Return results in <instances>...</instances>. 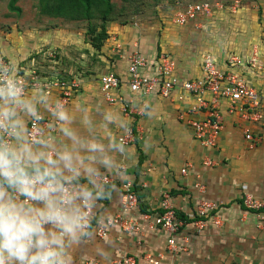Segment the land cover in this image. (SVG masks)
Returning <instances> with one entry per match:
<instances>
[{"label":"crops","instance_id":"1","mask_svg":"<svg viewBox=\"0 0 264 264\" xmlns=\"http://www.w3.org/2000/svg\"><path fill=\"white\" fill-rule=\"evenodd\" d=\"M240 25L245 27L246 23L240 21ZM126 32L121 36L122 40L111 38L109 51L112 68L107 69L120 75L127 72L128 56L138 50V40L133 39L138 33ZM195 34L189 31L188 35L184 31L178 40L172 37L170 49L161 48V44L158 46L159 51H172L177 73L182 79L200 76L203 55L212 54L210 45L213 43L205 39L207 33L201 28ZM193 36L200 41L196 48L192 47ZM163 38L170 41L168 35L163 34ZM242 39L241 44H227V53L221 58L213 55L219 67L225 68L224 61L230 55L237 54L246 60L258 51L261 63L255 69L244 70V74L250 85L264 91L263 41L261 39L259 47L248 49L246 38ZM8 45L2 40L0 50ZM141 46L142 53L155 56L153 47ZM83 81L82 87L76 89L61 107L71 117L70 123L60 121L54 115L56 105L62 101L59 90L46 95L50 108L37 104V112L52 119L53 124L57 122L55 135L48 133L55 137L53 143L57 148L62 145L71 147L72 144L59 131L60 125L65 123L81 139L98 145L94 153L80 151L82 156L97 157L87 163L101 174V178H97L95 172L82 171L79 181L81 186L91 188L93 186L88 181L91 175L101 185L103 195L95 199L98 204L94 207V221L107 220L122 211L123 186L131 183L140 203L128 218L139 223L141 230L134 233L111 227L108 236L100 239L92 227L95 223L91 221L88 233L68 250L72 264H84L90 260L98 264H115L118 259L129 255L136 257L137 264H148L145 255L159 253L165 254L160 264H264V217L244 204L247 195L264 203V108L260 111L262 119L253 117L247 120L237 112L229 113V107L223 104L224 129L216 146L205 147L187 123L189 116L193 117L190 106L195 100L191 95H185L184 101H179L177 97L182 92L178 90L172 101L159 94L134 95L126 90V97L134 100V111L125 115L105 102L99 79ZM39 95H44L42 90H31L26 96ZM31 118L25 117L27 127ZM247 130L254 135V142L246 140ZM128 131H132L134 141L124 145L120 138ZM105 160L109 162L107 165L103 163ZM205 161L210 163L207 165ZM183 169L185 173H182ZM105 179L108 182H104ZM167 194L174 208L182 212L180 219L186 222L175 236L178 251L174 253L168 251V233L154 223L156 215L163 212L161 205ZM202 200L214 202L217 209L199 228L196 225L199 217L195 214ZM145 215L151 218L147 220ZM212 217L219 219L220 225H215Z\"/></svg>","mask_w":264,"mask_h":264},{"label":"clouds","instance_id":"2","mask_svg":"<svg viewBox=\"0 0 264 264\" xmlns=\"http://www.w3.org/2000/svg\"><path fill=\"white\" fill-rule=\"evenodd\" d=\"M37 104L50 108L46 96L25 95L10 59L0 74V264H72L68 250L88 233L94 201L103 195L91 175L93 187L79 183L82 171L101 178L87 163L97 157L80 155L98 145L67 126L71 117L59 104L54 115L67 122L59 131L71 147L29 131L25 117L41 119Z\"/></svg>","mask_w":264,"mask_h":264},{"label":"built area","instance_id":"3","mask_svg":"<svg viewBox=\"0 0 264 264\" xmlns=\"http://www.w3.org/2000/svg\"><path fill=\"white\" fill-rule=\"evenodd\" d=\"M238 2L236 1V5L232 7L233 11L238 9ZM216 11L218 10H215V7L208 2L193 3L178 1L174 9L173 23L183 27L195 23V27L201 29L203 25L199 23L200 19L213 17ZM117 48L120 49V45H117ZM258 60V51H254L253 55L246 60L237 54H233L224 61L225 68H220L215 57L208 53L202 57L200 76L182 79L177 73V62L172 54L161 50L154 57L149 58L148 55L142 53L140 50H135L128 56L127 72L124 75L115 74L114 72L102 75L99 78V87L105 102L112 107H117L125 115H129L134 111V100L126 97V90L134 95L159 94L172 101L176 99L175 92L178 90L182 92L177 97L179 101H184L185 95H191L195 103L190 106V114L193 117L189 116L187 123L194 131L196 139L202 146L214 147L217 145V141L224 129L223 104L229 107L228 111L231 114L237 112L242 114V117L247 120L253 119V117L255 120L262 119L260 111L264 108V91L250 85L246 81L244 74V70L257 68L259 66ZM8 65L0 57V74H3V69ZM20 70L24 69L20 67ZM30 72L33 76L29 79L25 78V73L23 75H16V78L22 81L25 95L30 90H42L45 96H49L52 93V87L55 86L54 89L62 91V101L59 105L63 107L75 92L72 91L73 89L70 85H66L65 82L59 83L60 81L58 80L55 82L52 80H50L51 82L47 81V84L41 87L36 83L37 79L34 78L36 72ZM76 85L74 84L73 86L76 87ZM37 114L41 119L37 121L32 117L28 126L29 131L45 138H47V135H55L57 124H53L52 119L40 112H37ZM199 115L202 117H199ZM182 117L184 118V116ZM49 132L50 135L48 134ZM245 138L250 143L255 141V137L250 130L246 131ZM133 141L134 136L132 131H128L120 138V142L124 145H129ZM209 163L210 161H205V164L208 165ZM185 172L186 170L183 169L182 173ZM104 182H108L107 179ZM123 190L122 211L107 220H98L92 226L96 236L100 239L108 236V229L111 227H117L122 231L134 233H139L141 230L139 223L128 218L129 213L138 208L140 203L138 196L131 183H126L123 186ZM97 204L98 202L94 201V206L90 212V224L91 221H94V207ZM244 204L248 209L259 212L262 218L264 217L262 214L264 203L260 200L247 195ZM161 208L163 212L156 215L154 223L161 226L168 233V251L169 253H174L178 251L175 236L180 233L186 222L177 216V210L174 208L171 197L168 194L164 196ZM216 209L217 205L214 202L200 201L196 208L195 216L199 217V222H196V225L202 228L204 219L210 218V215ZM150 218L149 215H145V219L149 220ZM211 220L215 225H220L221 221L219 219L212 217ZM164 257V253H159L156 256L146 254L145 261L148 264H160V261ZM84 264L98 263L95 260H90ZM115 264H137V260L134 255H129L118 259L115 261Z\"/></svg>","mask_w":264,"mask_h":264},{"label":"rangeland","instance_id":"4","mask_svg":"<svg viewBox=\"0 0 264 264\" xmlns=\"http://www.w3.org/2000/svg\"><path fill=\"white\" fill-rule=\"evenodd\" d=\"M9 1L0 0V43L4 40L9 44L4 50H0V57L8 64L10 59L15 63L16 75L25 73V78L29 79L33 76L30 71L36 72L34 78L41 87H44L47 81L51 82L50 79L54 82L60 79L59 83L64 81L66 85L72 87V91H75L78 85L80 86L77 90L82 87L84 79L98 80L102 75L112 72L113 69H107L112 68V59L109 56L111 38L115 37L116 41V37H119L122 40L121 36L125 35L127 30L133 34L138 33V36L133 38L138 40L136 41L138 50L144 44L153 47L155 53L159 52L160 44L161 48L170 49L168 47L173 45L171 38L176 37L178 40L184 31H187L188 35L189 31L192 34L200 32V29L195 28V23L184 27L173 23L174 0H113L115 9L113 20L109 24L103 21L104 10L94 11L91 21L75 22L50 18L43 12L40 0H20L17 3L20 12L12 11L8 7ZM197 1H208L215 10H218L213 17L200 19L199 22L204 24L202 29L207 33L205 39H208V43H213L210 45L212 55L221 58L227 53V44L232 46L235 43L241 44L242 37L246 38L248 49L259 47L261 39L264 48V0ZM236 1H239V7L234 12L232 7L236 5ZM240 21H244L246 26L240 25ZM91 23L97 27L95 35H88ZM199 23L197 24L200 26ZM102 29L106 31V34L104 33L106 37L100 47L93 37L101 35ZM163 34L168 35L170 41L163 38ZM256 34L259 36H253ZM180 37L183 41V35ZM191 40L192 47L196 48L200 41L194 36ZM169 52L172 54L171 50ZM260 63L259 59L258 65ZM20 67L26 71H21ZM74 84H77L76 87ZM52 88V92L59 90L54 89L55 86Z\"/></svg>","mask_w":264,"mask_h":264},{"label":"trees","instance_id":"5","mask_svg":"<svg viewBox=\"0 0 264 264\" xmlns=\"http://www.w3.org/2000/svg\"><path fill=\"white\" fill-rule=\"evenodd\" d=\"M19 1L20 0H10L8 7L12 11L20 12L19 7H17V3ZM155 1H157V0H155ZM178 1H183V0H174L173 4H172V8L176 7V3ZM40 2L44 8L43 12L47 16H49L50 18L63 19L66 21H75V22L91 21V20H93L92 13L94 11L104 10V11H102L103 12L102 13L103 21L105 22V24H109V22L113 20L112 15H113V11L115 9V4L113 3V0H40ZM187 2L204 3V2H208V1L191 0V1H187ZM208 3H210V2H208ZM124 22H125V24H128L126 21H124ZM190 25H193V24H190ZM96 28L97 27L92 25V23H91V27L89 28L88 35H90V34L95 35L96 34L95 33ZM104 30L103 29L101 30V32H102L101 35H98V36L96 35V38H95V36L93 37V39L97 40L100 47L103 44L102 41L106 37L105 36L106 31L104 32ZM98 44H97V46H98ZM33 67H34V65H33ZM35 69H36V67H35ZM112 72H114L115 74H118L115 71H112ZM89 73L90 72H88L87 74L89 75ZM29 124H30V122H29ZM176 212H177V216L179 218H181V216H183L182 212H180L179 210H177ZM96 222H97V220H96ZM96 222L94 221V223H96Z\"/></svg>","mask_w":264,"mask_h":264}]
</instances>
